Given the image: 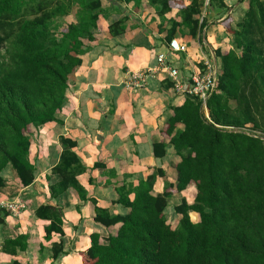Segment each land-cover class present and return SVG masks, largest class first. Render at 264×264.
I'll return each instance as SVG.
<instances>
[{"label": "trees", "instance_id": "trees-1", "mask_svg": "<svg viewBox=\"0 0 264 264\" xmlns=\"http://www.w3.org/2000/svg\"><path fill=\"white\" fill-rule=\"evenodd\" d=\"M184 1L149 0L160 18L179 12V23L169 21L166 46L179 28L202 44L208 25L200 2ZM110 2H133L135 9L140 3ZM208 2L225 8L224 0ZM73 10L76 22L57 34L55 21ZM100 16V0H0V188L7 167L22 187L33 183L29 131L56 121L68 80L81 65L83 41H94ZM242 18L235 27L229 16L219 23L231 46L225 53L216 51L221 67L216 91L205 104L208 117L199 103L186 98L167 121L164 134L180 157L176 184L166 182L163 193L154 195L156 176L164 178L156 170L134 188L121 185L116 192L118 204L128 210L124 216L111 217L91 200L95 222L119 228L107 238L92 234L90 247L80 254L82 264H264V0H249ZM125 21L109 25L108 33L122 35ZM153 151L162 158L164 143L155 144ZM84 172L74 153L63 152L52 169L61 181L49 187L51 198L73 189L86 201L76 180ZM189 185L196 191L193 203L183 200L169 211V199ZM8 214L0 208V225ZM34 216L47 223L46 241L52 235L63 237L61 209L42 205ZM26 249L27 238L20 235L5 240L1 252L15 258ZM63 254L61 243L52 245L54 261Z\"/></svg>", "mask_w": 264, "mask_h": 264}, {"label": "crops", "instance_id": "crops-1", "mask_svg": "<svg viewBox=\"0 0 264 264\" xmlns=\"http://www.w3.org/2000/svg\"><path fill=\"white\" fill-rule=\"evenodd\" d=\"M128 4L100 0L101 16L94 41H83L85 48L81 65L68 80L65 103L55 115V122L29 131V162L34 167V181L22 187L15 172L5 168L1 176L5 182L0 188V203H20L19 214H8L0 225V264L18 260L22 264H82L80 254L90 247V236L107 238L119 228H105L95 222L94 205L112 216H124L128 210L118 204L116 189L121 185H138L140 180L160 170L164 178L156 176L153 194H162L165 183L176 184V166L180 157L170 145L165 133L167 121L173 116L172 109L183 104L185 98L177 96L166 79V73L158 71L148 77L142 88H126L131 75L155 69L156 58L165 54L173 66L179 69L184 84L190 74L204 69L205 65L221 67L216 51L225 53L231 37L224 32L220 22L235 16L242 4L236 0H224L225 8L212 5L204 11L208 28L198 38L192 39L187 30L179 28L173 40L187 49L185 53H169L165 43L169 21L180 22L178 10H171L163 18L156 14V7L149 0ZM185 5L189 1H184ZM200 2V0H199ZM75 10L62 18L67 25L76 22ZM126 19L125 32L112 37L108 26ZM234 24V23H233ZM225 33V34H224ZM222 37L226 40L223 42ZM172 40V41H173ZM205 116L208 111L205 109ZM182 126H177L181 130ZM164 143L165 155H154L155 144ZM72 152L85 172L77 176L78 184L86 192V201H81L73 189L51 198L49 187L57 185L61 178L52 174L63 152ZM196 191L193 185L174 194L168 203L169 211L183 200L193 203ZM133 194L129 199H133ZM50 205L62 210L63 237L52 235L44 239V221L34 216V210ZM191 221H199L197 214L189 213ZM171 218V219H170ZM169 220H176L171 214ZM23 235L27 249L17 257L1 252L5 240ZM62 244L63 255L52 259V245Z\"/></svg>", "mask_w": 264, "mask_h": 264}, {"label": "built area", "instance_id": "built-area-1", "mask_svg": "<svg viewBox=\"0 0 264 264\" xmlns=\"http://www.w3.org/2000/svg\"><path fill=\"white\" fill-rule=\"evenodd\" d=\"M209 0H206L208 3ZM167 49L169 53L179 54L185 53L186 47L180 45L177 41H171ZM156 68L147 69L144 72H139L130 76L126 88L135 90L142 88L146 84L148 77H154L158 71L166 73V79L172 84L171 90L174 94L180 97L189 98L196 103H199L205 110L206 101L211 94L216 91L217 77L219 69L216 65H205L203 70H198L189 75L186 84L180 78L179 69L172 65L165 54H159L156 58ZM0 208L12 215L19 214L23 206L20 203H0Z\"/></svg>", "mask_w": 264, "mask_h": 264}, {"label": "rangeland", "instance_id": "rangeland-1", "mask_svg": "<svg viewBox=\"0 0 264 264\" xmlns=\"http://www.w3.org/2000/svg\"><path fill=\"white\" fill-rule=\"evenodd\" d=\"M210 1V0H209ZM236 3L238 4H242L241 8L238 10V13L237 15L235 16V19H236V22H233V26L235 27V25L242 21V17L243 15L246 13V11L248 10V5H249V0H236ZM208 5H211L210 2L206 3V0H200V6H201V11H202V14L201 16H205V13L206 11H208V9L210 8V6ZM205 11V13H204ZM66 24L67 22L64 20V19H57L54 23V27L57 31V34H59L58 32L65 29L66 28ZM225 32V31H224ZM226 33V32H225ZM224 33V34H225ZM223 39V42L226 44V40L222 37ZM187 51V49H186ZM204 113H205V110L203 109ZM205 115V114H204ZM191 217V216H190ZM171 219V218H170Z\"/></svg>", "mask_w": 264, "mask_h": 264}, {"label": "water", "instance_id": "water-1", "mask_svg": "<svg viewBox=\"0 0 264 264\" xmlns=\"http://www.w3.org/2000/svg\"><path fill=\"white\" fill-rule=\"evenodd\" d=\"M208 115V114H207Z\"/></svg>", "mask_w": 264, "mask_h": 264}]
</instances>
